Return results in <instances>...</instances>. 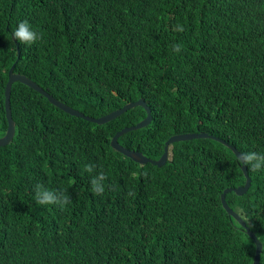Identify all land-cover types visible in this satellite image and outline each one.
<instances>
[{"label":"trees","instance_id":"1","mask_svg":"<svg viewBox=\"0 0 264 264\" xmlns=\"http://www.w3.org/2000/svg\"><path fill=\"white\" fill-rule=\"evenodd\" d=\"M20 21L39 41H14ZM13 66L89 117L143 99L151 123L118 142L154 161L176 135L228 145L179 141L162 167L142 165L111 141L144 108L97 125L15 83L16 133L0 147V264H253L256 245L221 200L246 175L247 192L226 202L262 242L264 264V174H245L230 147L264 153V0H0V137ZM37 184L69 202L36 204Z\"/></svg>","mask_w":264,"mask_h":264},{"label":"water","instance_id":"2","mask_svg":"<svg viewBox=\"0 0 264 264\" xmlns=\"http://www.w3.org/2000/svg\"><path fill=\"white\" fill-rule=\"evenodd\" d=\"M15 41V40H14ZM20 58V52L18 50V59ZM21 83L26 85L27 87L35 90L36 92H38L39 94H41L42 96L46 97L48 99V101L54 105L55 107L61 109L62 111L68 113L71 116H75V117H80L86 121H89L91 123L97 124V125H103V124H107L115 119H117L118 117L122 116L123 114L127 113L129 110L134 109L136 107H142L146 110L147 112V117L146 119H144L140 124H138L137 126L134 127H129V128H125L122 131L118 132L112 139L111 141V145L113 147L114 150L124 154L125 156L129 157L130 159H132L133 161L140 163L142 165L151 163L154 164L158 167H162L163 165H165L168 157H169V147L174 144L175 142H179V141H188V140H192L195 138H208V137H212L215 138L213 136H209L207 133H200V134H184V135H176L173 136L172 138H170L166 144H165V149H164V153L162 155V157L157 160L154 161L146 156L143 155V153L139 152V151H133V150H128L127 148L123 147L121 144H119L118 142V138L119 136L126 134L128 132H131L133 130L136 129H140V128H144L146 126H148L151 121H152V115H151V109L150 107L146 104V102L143 99H140L136 102H131L126 104L124 107L113 111L112 113L103 116L101 118H94V117H89L84 115L83 113L69 107L68 105L64 104L63 102L59 101L58 99L54 98L52 95L48 94L42 87H40L38 84H36L34 81H32L31 79H29L28 77L24 76V75H20V74H16L14 73V66L11 68V70L9 71V80L8 83L6 85L5 88V110H6V118L8 121V129L6 134L3 137H0V147L2 146H6L9 145L10 143H12L16 130H15V122L12 118V112H11V91H12V86L15 83ZM217 139V138H215ZM219 140V139H217ZM222 143L228 145L225 141L219 140ZM230 146V145H229ZM232 148V150L235 152V154L237 155V157L239 156V152L237 151L236 148L230 146ZM243 171L245 172V174L247 173V169L243 168ZM247 177V181L246 184L244 186L238 187V188H231L229 190H226L225 193L222 195L221 200H222V204L223 207L225 208V210L227 211V213L231 216H233L237 221H239V223L245 227L247 234L253 239L255 245H256V252H255V257H254V262L253 264H260V257H261V253H262V249H263V244L262 242L258 239V237L251 231V229L249 227L246 226L245 222L243 221V219L240 218V216L235 213L227 204L226 202V194L230 191H234L237 195H243L244 193L247 192V190L249 189L250 185H251V179L246 175Z\"/></svg>","mask_w":264,"mask_h":264},{"label":"clouds","instance_id":"3","mask_svg":"<svg viewBox=\"0 0 264 264\" xmlns=\"http://www.w3.org/2000/svg\"><path fill=\"white\" fill-rule=\"evenodd\" d=\"M13 39L24 46H31L40 39L39 33L30 25L27 21H20L12 31ZM172 49L174 52L180 51L179 44H173ZM237 163L241 168H247L251 172L264 174V153L254 150L241 151L237 157ZM85 169L91 172V167L85 165ZM105 176L103 173L96 175L91 180V192L97 196H102L105 192L104 184ZM33 199L36 204L48 207V206H60L63 207L67 204L68 198L59 194L42 184H37L34 192Z\"/></svg>","mask_w":264,"mask_h":264},{"label":"rangeland","instance_id":"4","mask_svg":"<svg viewBox=\"0 0 264 264\" xmlns=\"http://www.w3.org/2000/svg\"><path fill=\"white\" fill-rule=\"evenodd\" d=\"M7 119V118H6Z\"/></svg>","mask_w":264,"mask_h":264}]
</instances>
